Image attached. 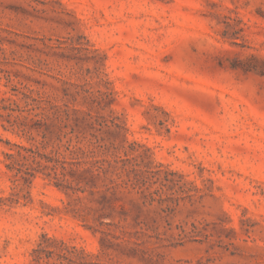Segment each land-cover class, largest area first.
<instances>
[{"label":"rangeland","instance_id":"rangeland-1","mask_svg":"<svg viewBox=\"0 0 264 264\" xmlns=\"http://www.w3.org/2000/svg\"><path fill=\"white\" fill-rule=\"evenodd\" d=\"M13 144L56 168L29 158L21 178ZM100 156L143 192L62 176ZM38 243L80 264H264V0H0V264Z\"/></svg>","mask_w":264,"mask_h":264},{"label":"trees","instance_id":"trees-1","mask_svg":"<svg viewBox=\"0 0 264 264\" xmlns=\"http://www.w3.org/2000/svg\"><path fill=\"white\" fill-rule=\"evenodd\" d=\"M41 109H44L43 106H38ZM73 111L77 112L76 109H73ZM83 113V111H81ZM64 113V118L60 119V123L62 125L59 127V132L58 137L62 141V139L66 138L67 139V149H69V146L71 145V134L75 132V127H71L68 131H63L62 129L64 127H68V123L66 122L67 120L73 118V121L75 125L77 124L78 118L75 116H71L69 113V110L63 111ZM85 114H89L88 112H84ZM42 137L46 138L47 134L45 131L42 133ZM13 146H16L20 149H23L27 152H30L28 155H21L22 159H18L16 155H20L19 151L16 153L13 152H7L5 153V157L10 160L9 163H6V167L10 170L15 169L16 174H19V176L23 179H27L28 176L34 177L36 175V171H38L39 166H43L45 168H56L54 165H49V162H52L54 158H51L50 156H45L44 154L38 153L39 158H37L36 151L31 150V148L21 146L18 144H13ZM79 146H73L72 149H70L71 153L77 152L79 150ZM31 158V161L37 165V167H32V166H26L24 161L29 160ZM45 159V160H42ZM54 161V160H53ZM57 161V160H56ZM120 161H123L121 159L113 158L110 159L105 156H100L98 158L90 159V160H82V161H75L73 159L67 160V159H62L58 160L59 167L61 169L62 176L64 177L66 173L70 174L72 179L78 183L80 181L84 180V176L88 177L89 180H93L95 178H104L107 173H114L116 175V178H108L110 182L112 183L111 186H131L132 188H138L140 189V192H143L141 189V186H139V182L134 181V182H129L128 179H123L121 177V174L124 172L125 168L124 165L121 164L118 166V163ZM83 163L85 166L82 168H78L79 165ZM65 180V179H64ZM88 181V180H86ZM86 184L88 182H85ZM145 182H143V185ZM56 186L60 188H70L72 191H75L76 187L71 185L70 183L68 184H62L57 182L55 184ZM110 187V186H109ZM108 189V188H107ZM65 249V248H64ZM67 251V249H66ZM33 259L32 262L28 264H80L77 262L75 259L69 256L68 253L66 252H55L54 250H50L45 248V246L42 243H38V247L33 249L32 252Z\"/></svg>","mask_w":264,"mask_h":264}]
</instances>
